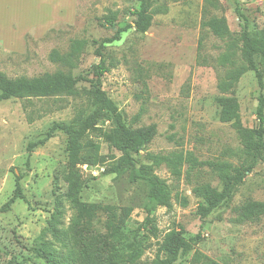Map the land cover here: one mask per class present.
Returning <instances> with one entry per match:
<instances>
[{
    "label": "rangeland",
    "instance_id": "rangeland-1",
    "mask_svg": "<svg viewBox=\"0 0 264 264\" xmlns=\"http://www.w3.org/2000/svg\"><path fill=\"white\" fill-rule=\"evenodd\" d=\"M13 3L19 4L0 7V14L33 9ZM137 6L136 0H70L67 20L43 32L30 29L19 38L8 30L17 31V24L0 26V72L10 79L67 72L49 61L52 50L65 54L71 40L111 38L132 25ZM237 12L248 31L264 29V0H154L147 33L130 30L103 51L111 68L100 78V90L126 125L157 128L134 156V167L165 183L169 209L150 204L147 184L131 180L129 172H106L120 153L100 139L92 137L106 164L70 169L68 136L52 128L94 111L86 95L90 83L77 85L80 98L0 102V208L16 196L10 211L0 213V264H153L165 259L162 243L172 232L193 246L174 264H192L194 252L218 264H264V215L257 223H238L235 213L248 200L264 203V165L246 176L229 209L205 220L196 214L202 201L193 193L199 185L221 189L207 163L237 167L242 161L235 131L219 121L216 58L224 44L201 28L208 18L223 17L238 34L245 24ZM110 13L116 21L106 26L102 18ZM94 49L85 50L75 76L94 79ZM261 96L255 74L246 73L235 89L244 128L257 126ZM111 126L104 119L98 124ZM173 154L183 157L179 178L152 159Z\"/></svg>",
    "mask_w": 264,
    "mask_h": 264
},
{
    "label": "trees",
    "instance_id": "trees-1",
    "mask_svg": "<svg viewBox=\"0 0 264 264\" xmlns=\"http://www.w3.org/2000/svg\"><path fill=\"white\" fill-rule=\"evenodd\" d=\"M138 6L133 10L134 20L132 25L119 27L111 38L101 41L93 40H71L69 50L61 54L52 50L49 61L67 69V72L57 71L46 73L38 77L8 78L0 72V102L10 99L23 100L32 99H57L62 97L80 98L81 93L76 88L81 82H88L91 89L86 92L88 101L94 107V111L87 117L78 114L68 124H55L53 131H63L68 136L67 154L70 169L79 166H104L107 158L100 156V146L92 140V137L102 140L111 149L120 153V157L107 166L109 174H123L129 172L131 180H142L148 186L149 203L156 207H171L169 190L165 183L155 177L140 174L134 167V156L138 155L147 147L157 134L155 125L133 129L125 124L122 115L114 103L108 99L99 88L100 78L110 71V65L106 63L103 54L106 46L121 41L122 35L134 30L137 35L144 36L152 25V6L154 0H136ZM240 19L244 21L245 28L238 34H232L225 18H208L201 24L202 30H207L224 44V49L216 58V66L220 69L217 81V90L220 96L217 103L220 108L219 121L230 124L240 142V153L242 161L235 167L227 162L207 163L212 174H214L221 185L217 190L210 185H199L194 188V195L202 202L197 206V216L205 220L210 216L217 215L219 211L231 207L237 190L244 183L247 175L259 165H264V97L258 100L256 110L257 126L252 129L244 128L240 119V110L235 89L241 78L248 72H253L259 89H264V29L250 32L246 29V20L237 12ZM104 25L113 26L116 21L115 14H108L102 18ZM88 47H93L94 55L99 63L93 67V80L85 79L73 71L78 68L81 56ZM101 119L111 122L107 130L99 128ZM52 137L48 134L39 143L43 145ZM33 146L28 148L29 151ZM155 166L165 164L172 174L177 178L181 175L183 157L171 155L153 157ZM13 196L0 208V213L10 211V206L15 202ZM238 223H257L264 215V203L246 201L235 210ZM220 218V217H219ZM162 250L166 257L157 260L153 264H174L179 255H186L193 251L191 243L180 237L177 233H170L162 243ZM192 264H218L211 259L194 252Z\"/></svg>",
    "mask_w": 264,
    "mask_h": 264
},
{
    "label": "crops",
    "instance_id": "crops-1",
    "mask_svg": "<svg viewBox=\"0 0 264 264\" xmlns=\"http://www.w3.org/2000/svg\"><path fill=\"white\" fill-rule=\"evenodd\" d=\"M15 1H21L23 4H20L26 7L33 6V9L31 8L28 13L19 14L20 16H16L17 14L14 12L16 9L13 8H11L12 10L8 13V16L0 14V26L9 25L10 23L18 25L17 31L8 28L10 33H13L11 34L12 37L18 36L21 38L23 33L30 29L43 32L52 24L66 21L69 15L70 0H0V7L19 4L13 3ZM17 32L19 33L17 34ZM3 38L0 37L1 40H4Z\"/></svg>",
    "mask_w": 264,
    "mask_h": 264
}]
</instances>
